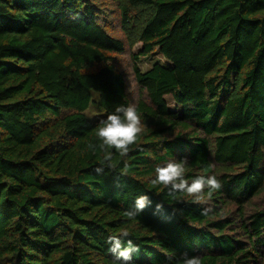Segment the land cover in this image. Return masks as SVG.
Here are the masks:
<instances>
[{
  "label": "trees",
  "instance_id": "obj_1",
  "mask_svg": "<svg viewBox=\"0 0 264 264\" xmlns=\"http://www.w3.org/2000/svg\"><path fill=\"white\" fill-rule=\"evenodd\" d=\"M128 104L143 132L97 173L96 130ZM185 157L221 180L210 199L151 183ZM124 231L133 264H264V0H0V264H113Z\"/></svg>",
  "mask_w": 264,
  "mask_h": 264
},
{
  "label": "clouds",
  "instance_id": "obj_2",
  "mask_svg": "<svg viewBox=\"0 0 264 264\" xmlns=\"http://www.w3.org/2000/svg\"><path fill=\"white\" fill-rule=\"evenodd\" d=\"M142 132L143 124L136 105L117 106L114 112L109 113L106 119L101 121L96 130V137L101 142L99 148L104 152V157L101 161L102 166L97 167L95 171L101 173L105 164L112 167V150L122 158L127 157ZM88 147L95 151L97 146L89 144ZM187 165L186 157L180 160H168L162 165H157L151 183L162 185L163 188L168 190V195L173 199H176V193H183L193 198V202L196 203L204 202L205 192H207V197L210 199L213 193L222 188L221 180L215 173L198 174L188 178L186 176ZM127 168L128 165L125 163V173ZM151 204L150 197L142 194L135 199L133 208L125 211L124 216L133 219ZM162 209V204H156V212H160ZM210 211L211 208H205L201 214L207 215ZM128 236L129 233L124 231L120 235H110L107 238L108 252L115 258L113 264H133V254L140 252L139 245L134 243L132 239H124ZM182 264H202V261L199 256H189L187 252H184L182 254Z\"/></svg>",
  "mask_w": 264,
  "mask_h": 264
},
{
  "label": "rangeland",
  "instance_id": "obj_3",
  "mask_svg": "<svg viewBox=\"0 0 264 264\" xmlns=\"http://www.w3.org/2000/svg\"><path fill=\"white\" fill-rule=\"evenodd\" d=\"M140 50H141V44L135 47L134 52L138 53ZM122 61L124 65H127V63L129 62L128 57L126 56V58L122 59ZM155 63L169 64V62L159 52H156L152 57H148V58L140 57L138 61V65L142 69L143 72L150 69ZM130 92H131L132 97L135 96L136 88H134L133 85H131ZM166 98H167L169 108L172 111H181V108H179V106L176 105V103L174 102L171 96H167ZM99 99H100L99 95L95 91H93L94 102L85 111V115L88 118L98 119L102 117V113L99 111V108L97 106V102L99 101Z\"/></svg>",
  "mask_w": 264,
  "mask_h": 264
}]
</instances>
